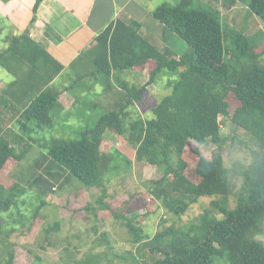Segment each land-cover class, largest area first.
I'll return each mask as SVG.
<instances>
[{"label":"trees","instance_id":"trees-1","mask_svg":"<svg viewBox=\"0 0 264 264\" xmlns=\"http://www.w3.org/2000/svg\"><path fill=\"white\" fill-rule=\"evenodd\" d=\"M41 1L34 0L29 25L19 35L10 33L3 38L5 26L0 20V41L6 44L0 51V69L13 78L0 93V170L10 158L22 160L24 152L17 153L16 146L29 149L31 142L39 147L25 185L13 183L6 189L0 184V214L29 190L44 204V198L65 178H75L86 188H100L97 203L101 210L107 209L105 182L119 169L117 158L121 156L115 149H101L110 131L135 150L138 162L156 169L157 176L147 182L150 198L145 204L156 202L180 218L199 199H211V209H204L195 220L164 226L153 237L136 226L133 217L113 212L125 221L132 244L147 240L148 248L145 258L132 251L114 256L121 260L119 264H214L216 259L225 264H264V242L256 238L264 232V65L258 61L264 50L256 52L242 34H225L218 6H194L193 0H179L174 5H158L152 17L164 32L186 44L185 52L175 55L163 35L157 47L151 44L152 35L140 32L139 22L119 20L95 37L93 55L79 54L64 67L29 36ZM234 2L245 0H222L221 7L227 9ZM248 9L264 28V0H249ZM229 36L233 52L224 46ZM150 63L148 80L141 86L116 75L144 70ZM175 73L178 78L168 80L170 92L151 107V118H143L138 109L144 106L147 86L155 84L157 76ZM58 77L59 84L55 83ZM95 85L105 94L113 93L112 108L91 127L76 118L78 138H52L48 146L43 145L40 134L53 127L54 113L60 114V93L71 95L75 104L78 97L73 91L92 92ZM229 95L237 102L232 112ZM220 116L244 131L256 147L242 169H229L224 163ZM68 118L62 116L63 122ZM188 142L215 146L210 159ZM126 165L131 167V162L126 160ZM235 179L239 186L233 183ZM231 196L233 208L229 206ZM166 223L162 219L159 227ZM99 258L89 256L75 264H103ZM11 262L9 251L6 264ZM105 264H113L112 258Z\"/></svg>","mask_w":264,"mask_h":264},{"label":"rangeland","instance_id":"rangeland-1","mask_svg":"<svg viewBox=\"0 0 264 264\" xmlns=\"http://www.w3.org/2000/svg\"><path fill=\"white\" fill-rule=\"evenodd\" d=\"M178 1L151 0L145 5L146 12L142 16L143 31L153 36L151 44L161 47L159 37L161 35L164 38L168 37L166 46L175 55L185 52L186 44L175 34L164 32L162 25L153 19L150 10L163 3L174 5ZM221 2L220 0L216 3H210L207 0H193V5L220 7ZM248 3L249 0L227 4L229 8L225 9V14L221 17L222 30L225 34L234 31L246 36L253 49L259 52L264 50V28L260 19L249 11ZM231 7L234 9L232 10ZM11 31L13 30L6 25L3 30L4 36L9 35ZM230 37L226 38L224 46L233 52L234 45ZM4 47L5 44L0 41V51ZM258 61L264 65V56L260 57ZM228 62H232V60ZM152 67V63L149 67L146 66L143 75L138 71L131 70L120 71L116 75L121 81L126 80L129 84L141 86L147 82L148 71ZM0 76L7 77L8 73L0 69ZM177 78L178 74L176 73L171 77L168 75L157 76L155 84L147 86L144 106L138 109L143 118L152 117L151 107L162 96L170 92L168 80ZM73 93L77 95L78 102L71 109L70 116L77 120L82 118L83 123L84 121L88 123L87 127L95 125L96 120L112 108L110 104L114 98L113 93L105 94L98 85L94 86L92 92L76 90ZM227 101L230 105L229 111L232 112L237 106V102L232 95L228 96ZM67 114L69 115V113ZM67 114L65 112L58 114L57 111L54 113L53 127L44 129L40 134L43 145L48 146L52 138L76 139L79 137L80 123L70 125V127L66 126L62 116L67 117ZM220 124L226 167L229 169L246 167L251 161V151L256 149L250 137L221 116ZM104 138L106 141L101 146L102 151L108 152L115 149L121 155L117 158L120 160L118 161L119 169L110 173L105 182L107 196L103 202L107 204L108 208L101 210L97 203L102 195L100 188H86L75 178H65L56 184L54 191L51 189L52 191L44 198L45 203L42 205L35 198L33 191H27L8 211L0 214V264H6L9 251L12 252L11 264H75V261H81L94 255H99L100 262L103 264L110 258H112L113 264H119L121 260L114 256H123L128 251H132L138 258H145L148 256V248L145 247L147 240L133 245L131 235L123 225L125 221L115 218L113 212L123 213L128 218L133 217L134 224L153 237L164 226L172 223L187 224L195 220L204 209H211L210 198L199 199L192 205L190 211L177 218L171 213H166V210L158 206L156 202L150 201L149 204H145L150 198L146 193L147 182L157 176L155 167L138 162L135 150L127 145L123 138L110 131L105 133ZM37 145L30 142L29 149H24L20 145L16 146L17 153L24 152L22 160L17 161L10 158L0 170V184L6 189L13 183L23 186L31 178L33 162L39 154ZM188 146L198 147L207 159H210V151L215 147L212 144L199 146L194 142H188ZM126 160L131 162V167H127ZM233 183L236 186L240 184L236 179L233 180ZM229 206L230 208L234 207L232 196ZM36 207L39 209L35 216ZM218 217L220 218V215ZM162 219H166L167 223L159 227ZM256 238L264 242V232ZM214 264H225V262L222 259H216Z\"/></svg>","mask_w":264,"mask_h":264},{"label":"crops","instance_id":"crops-1","mask_svg":"<svg viewBox=\"0 0 264 264\" xmlns=\"http://www.w3.org/2000/svg\"><path fill=\"white\" fill-rule=\"evenodd\" d=\"M150 1L43 0L37 9L36 21L33 28L29 30V36L53 59L67 67L79 54L93 55L95 37L111 23L119 20L126 23L137 21L141 25L140 32L147 34L143 31L142 16L146 12L145 5ZM33 5L34 0H0L2 24L11 28L13 30L11 33L15 36L24 32L31 20ZM218 8L222 17L225 14V8L221 6ZM153 10H150L151 15ZM4 35L3 33V37ZM138 72L141 75L145 73L143 70ZM12 80L9 74L7 77L0 76V93ZM55 83H60V77L55 80ZM58 100L61 108L58 111L69 113L65 123L74 125L75 119L70 116V111L74 107L73 99L63 91Z\"/></svg>","mask_w":264,"mask_h":264}]
</instances>
